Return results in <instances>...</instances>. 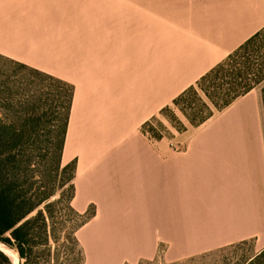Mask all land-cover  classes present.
I'll return each mask as SVG.
<instances>
[{
    "label": "crops",
    "instance_id": "0c3cea01",
    "mask_svg": "<svg viewBox=\"0 0 264 264\" xmlns=\"http://www.w3.org/2000/svg\"><path fill=\"white\" fill-rule=\"evenodd\" d=\"M264 26V0H0V54L73 86L61 160L91 264L264 247V117L253 87L196 126L141 130Z\"/></svg>",
    "mask_w": 264,
    "mask_h": 264
},
{
    "label": "trees",
    "instance_id": "16d2710c",
    "mask_svg": "<svg viewBox=\"0 0 264 264\" xmlns=\"http://www.w3.org/2000/svg\"><path fill=\"white\" fill-rule=\"evenodd\" d=\"M36 78L57 83L64 92L46 89ZM263 79L264 26L171 103L178 105L194 95L203 109L189 104V111L186 106L180 111L188 125L196 126L213 114V108L222 109ZM72 96L70 83L0 54V245L18 257L19 264H84L74 231L93 216L94 208L80 213L71 206L75 161L61 160ZM57 103L60 109L55 111L52 105ZM149 120L142 124L143 132ZM148 132L151 137L162 136L154 128ZM65 213L79 221L70 229L64 223ZM0 264H14L1 248ZM239 264H264V248Z\"/></svg>",
    "mask_w": 264,
    "mask_h": 264
},
{
    "label": "rangeland",
    "instance_id": "374dc122",
    "mask_svg": "<svg viewBox=\"0 0 264 264\" xmlns=\"http://www.w3.org/2000/svg\"><path fill=\"white\" fill-rule=\"evenodd\" d=\"M36 83L39 85L44 84L46 89H50L51 91H55V89L60 92H64V88L59 86L57 83L50 81H40L38 78L35 79ZM256 88L260 89V91H264V79L257 85ZM198 95L205 99L203 92L196 86ZM264 96V92L261 93ZM59 95V94H58ZM63 99V96L59 98V101ZM191 104L192 106L199 108V102L196 100L194 95L189 94L183 102L178 105L170 103L168 108H166L162 113H158L153 118L144 125L143 129L147 131L146 133L149 135L151 128H154L155 132L161 134L162 136H172V133L178 132L175 127L179 125H188L185 116L181 113L180 108L185 107L186 105ZM263 106V117H264V97L262 100ZM53 110H59V104L52 105ZM201 108V107H200ZM186 109L187 106H186ZM203 109V108H201ZM189 111V109H188ZM217 109L213 108V113H217ZM54 123L51 119L50 124ZM150 129V130H149ZM152 132V131H151ZM54 198V197H53ZM65 225L67 229H70V226L74 225V222H79L74 219L72 215L69 213H65ZM77 230V229H76ZM76 230L74 231V235L76 236ZM264 248V247H263ZM256 246L253 240H245L243 242H236L233 244L224 245L209 251H204L201 253H197L194 255H190L187 257H181L175 260L167 261L163 259L161 256L154 257L152 259H141L134 263H124V264H239L242 263L244 259L248 258L250 255L259 252L261 249ZM84 255V264L87 262V257L85 256L84 250L82 248ZM13 259V263L16 264L15 257L11 256ZM18 259V257H17ZM89 264H91V260L88 259ZM19 264V259H18Z\"/></svg>",
    "mask_w": 264,
    "mask_h": 264
},
{
    "label": "bare ground",
    "instance_id": "6f19581e",
    "mask_svg": "<svg viewBox=\"0 0 264 264\" xmlns=\"http://www.w3.org/2000/svg\"><path fill=\"white\" fill-rule=\"evenodd\" d=\"M0 248L1 249H3L7 254H9L10 256H13V257H15V259H16V264H18V259H17V257L10 251V250H8V249H6V248H3L1 245H0Z\"/></svg>",
    "mask_w": 264,
    "mask_h": 264
},
{
    "label": "water",
    "instance_id": "95a60500",
    "mask_svg": "<svg viewBox=\"0 0 264 264\" xmlns=\"http://www.w3.org/2000/svg\"><path fill=\"white\" fill-rule=\"evenodd\" d=\"M3 250V249H2Z\"/></svg>",
    "mask_w": 264,
    "mask_h": 264
}]
</instances>
